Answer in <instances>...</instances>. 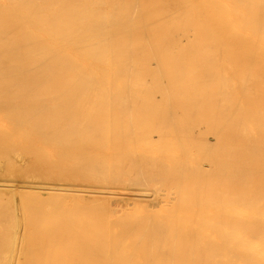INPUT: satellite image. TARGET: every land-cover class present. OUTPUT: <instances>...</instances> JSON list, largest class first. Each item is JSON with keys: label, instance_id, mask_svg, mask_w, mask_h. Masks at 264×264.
I'll list each match as a JSON object with an SVG mask.
<instances>
[{"label": "bare ground", "instance_id": "bare-ground-1", "mask_svg": "<svg viewBox=\"0 0 264 264\" xmlns=\"http://www.w3.org/2000/svg\"><path fill=\"white\" fill-rule=\"evenodd\" d=\"M0 146L167 206L5 208L0 264H264V0H0Z\"/></svg>", "mask_w": 264, "mask_h": 264}, {"label": "rangeland", "instance_id": "rangeland-1", "mask_svg": "<svg viewBox=\"0 0 264 264\" xmlns=\"http://www.w3.org/2000/svg\"><path fill=\"white\" fill-rule=\"evenodd\" d=\"M16 137H17V135H15ZM3 148H1V146H0V150H2ZM26 150V149H25ZM25 150L23 151L22 149L20 150V149H18L17 150V152H16V154H14V152H12V155H13V159H12V161H10V162H8V161H6V158L4 159V157H2L3 159H1L0 158V167H3V169L1 168V173H0V176H2V177H0V205H2V206H0V214H2V216L4 217L3 219L4 220H6L5 218H8V223H9V226H7V222L5 223L1 218H0V220H2L6 225V227H4V224H3V222L2 221H0L2 224H3V226H2V224L0 225V228L2 229V231L3 232H1L0 231V233H2L1 235H0V237L2 238V239H0V241H1V246H0V249H1V247L3 248V249H1V251L0 252H3L4 251V249H5V246H6V244H4V243H8V244H12V241H15V240H12V239H14L13 238V236H15V232H16V229H15V231H14V229L12 228L13 226H11V223L13 222V220H14V222H15V219H16V221L18 222V224L19 223H21L20 224V227H23V225L27 222V219H28V221H30V216L29 217H24V218H19V217H17L18 216V212L20 211V210H18L17 212H16V208L19 206V207H21V205L22 204H24L26 207H27V205L28 206H31L30 205V203H32V204H34V205H36L37 203H39V202H41V204L43 203H46V202H43V201H47L48 200V198L52 201V198H53V200H55V201H57V203L58 204H63L62 205V207L63 208H67L68 207V209H72L71 207L73 206V207H75V206H77V205H81L80 207H81V209L83 210V208H84V210H85V208H86V210H85V213H90V212H88L87 210H89V206L91 205V207H92V209H94L95 208V204H91L92 202H94V203H96L97 204V208L96 209H98V203H99V205H101L100 206V208L102 209V212H103V214L102 215H104L105 213H106V211H105V213H104V210L103 209H107V219L108 220H112V222L113 223H117V221L118 220H120L119 218H123V217H121L122 215H123V212H125V215L129 212V214H127L126 216H127V219H128V217L131 215V217L133 216V214H132V211L133 210H135V208H136V210H135V212H134V216L133 217H135V213L137 214L136 215V217L138 216V215H144L145 213V209H148V211H149V209H150V214H151V211L153 212H155L157 209L159 210V208H158V206H161L162 208L164 207V205H160V201H163V193L161 194V193H159V195L156 193V191H155V194H154V191H152L153 189L152 188H149V189H152V190H146L147 188H137L136 186L135 187H133V186H128L127 184H125V186H120L122 183L120 182V185L118 184V183H114V185L116 186H114L113 185V183H112V185H110V183L107 185V187H103L104 185H99V184H97V182L96 183H94V185L91 183L92 181H94V180H92L91 182L89 181L88 182V180L87 179H85V180H87V182L86 181H83V177H82V175H80V178L82 179V181L79 183V181L77 182V180H78V178H79V174H81V173H79V172H77L76 174H77V179H75L73 182H75V183H71V181H69L68 183H67V181L68 180H64V181H66V182H64L63 180L61 181V182H63V183H61V182H59V181H56V183L54 182V181H52V182H49V181H47V182H39V181H36L35 179H33V178H31V179H26V177L24 176L25 175V172H26V174L28 173H31V172H33V171H35V168L36 167H38V168H40L38 165H36V162L35 161H31V162H29L28 163V158L26 157V156H24V154L23 153H25ZM46 150H48V149H46ZM48 151H50V153H52V149H49ZM26 152H28L27 150H26ZM29 153V152H28ZM26 157V158H25ZM14 161V162H13ZM12 162V163H11ZM35 162V163H34ZM77 162V161H76ZM8 163V164H7ZM9 163H11L10 164V166H9ZM15 163V164H14ZM34 163V164H33ZM73 165H75L74 163H72ZM11 166H15V167H17V168H15V169H18V168H20V171H16L15 169L13 170V168L11 167ZM29 166H30V169H29ZM8 167V169H9V167H10V169H12V170H6V168ZM33 169H32V168ZM26 170H28V171H26ZM42 173H45V171H42ZM12 174V175H11ZM85 174V173H84ZM41 175H43V174H41ZM84 177H85V175H84ZM22 180V181H21ZM32 181V182H31ZM35 181V182H34ZM79 183V184H77V183ZM85 182L86 183H88V184H85ZM65 183H67V184H65ZM89 183H91L92 185H90ZM47 184H53V186L51 187V188H53V191L50 189H45V188H48L49 186L47 185ZM76 184V185H75ZM117 184L120 186V188H119V186H117ZM5 185V186H4ZM13 185V186H12ZM7 186V187H6ZM17 186V187H16ZM94 186V187H93ZM57 187V188H56ZM72 187H73V189H72ZM123 187H125V188H123ZM95 188H97L96 190H97V192H94L93 191V189ZM105 188V189H104ZM133 188V189H132ZM40 189V190H39ZM98 189H100L101 191L99 192V190ZM119 189H121V192L120 191H118ZM92 190V191H91ZM95 190V191H96ZM102 190H104V191H102ZM106 190V191H105ZM123 190V191H122ZM124 190H125V193H124ZM47 191H48V193H47ZM59 193H58V192ZM89 191V192H88ZM108 191V192H107ZM127 191V192H126ZM46 192V193H45ZM119 192V193H118ZM7 193V194H6ZM9 193V194H8ZM139 193V194H138ZM54 196H53V195ZM83 196H82V195ZM85 194H87V195H85ZM126 194V195H125ZM128 194V195H127ZM130 194V195H129ZM152 194H154L153 196H152ZM4 195H6V196H4ZM56 195V196H55ZM60 195V196H59ZM151 195V196H150ZM162 195V196H161ZM23 196H25V198L23 197ZM35 196V197H34ZM62 196H64V197H62ZM71 196H73V197H71ZM78 197L79 198V200H77V198L76 197ZM84 197L83 198V200H81V198L82 197ZM123 196V197H122ZM150 196V197H149ZM159 196V197H158ZM22 197L24 198L23 200H22ZM38 197V198H37ZM67 197V198H66ZM96 197V198H95ZM129 197V198H128ZM162 197V198H161ZM31 198H35V201L33 200L32 201V199ZM41 198V199H40ZM57 198V199H56ZM60 198V199H59ZM62 198V199H61ZM85 198L87 199V200H85ZM92 198V199H91ZM111 198V199H110ZM120 198V199H119ZM152 198V200H150ZM29 199H31V200H29ZM37 199H39V200H37ZM42 199H44V200H42ZM113 199H115V200H113ZM119 199V200H118ZM49 200V201H50ZM60 200V201H59ZM78 201V203H77V201ZM92 200V201H91ZM95 200V201H94ZM103 200V201H102ZM148 200V201H147ZM4 201V202H3ZM22 201H25V202H22ZM30 201V202H29ZM32 201V202H31ZM54 201V202H55ZM68 201V202H67ZM72 201V203H70ZM80 201V202H79ZM85 201V202H84ZM86 201H88V203H86ZM97 201V202H96ZM107 201V202H106ZM130 201V202H129ZM154 203H153V202ZM26 202H28L29 204H27ZM36 202V203H35ZM48 202V201H47ZM53 202V201H52ZM84 203L86 206H87V204H88V206L87 207H85V205L84 204H82V203ZM100 202L102 203V204H100ZM118 202H120V203H118ZM135 202V203H134ZM157 202V203H156ZM19 203V204H18ZM22 203V204H21ZM56 203V202H55ZM118 203V204H117ZM135 205H134V204ZM147 203H148V205H147ZM4 204V205H3ZM27 204V205H26ZM48 203H46V206H45V204H44V206L45 207H43L42 205V208L44 209L45 208V212L44 213H46V212H49V213H52V211H53V215H55L56 216V214H55V212H56V209H60L59 207L60 206H58L57 207V204H55L56 205V209H55V205L52 203V205L54 206V210H53V208H51L50 206H51V204H50V206H48L47 205ZM68 204V205H67ZM75 204H77V205H75ZM105 204V205H104ZM116 204H117V206H116ZM124 204V205H123ZM130 204V205H129ZM132 204V205H131ZM140 204V205H139ZM161 204H164V201H163V203H161ZM7 205H9L10 207L7 209ZM13 205V206H12ZM18 205V206H17ZM34 205H33V207H34ZM38 205V204H37ZM36 205V206H37ZM40 205V204H39ZM38 205V207H40L41 208V206H39ZM72 205V206H71ZM84 207H83V206ZM92 205H95L94 207L92 206ZM119 205V206H118ZM124 206V207H122V206ZM147 205V206H146ZM156 205V206H155ZM158 205V206H157ZM52 206V207H53ZM71 206V207H70ZM116 206V207H115ZM121 206V208H119ZM135 206V207H134ZM144 206V207H143ZM152 206V207H151ZM12 207V208H11ZM16 207V208H15ZM23 207V206H22ZM32 207V206H31ZM37 207V208H38ZM46 207H47V209H46ZM61 207V208H62ZM80 207L78 206V209L76 208V211H78L79 213H81L80 211H81V209H80ZM83 207V208H82ZM112 207H114V208H116V209H113ZM118 207V208H117ZM148 207V208H147ZM150 207V208H149ZM155 207V208H154ZM165 207H167L166 205H165ZM164 207V208H165ZM3 208V209H2ZM6 208V209H5ZM37 208H35L34 210H35V212H36V209ZM41 208V209H42ZM62 208V209H63ZM100 208H99V210H100ZM133 208V209H132ZM4 209L5 210H8V212H9V209H10V211H11V209H12V211L14 210V212L13 213H15L14 214V216L12 215V213L10 212V215H11V217H12V221H11V223H10V221H9V218H11L10 217V215H9V213L6 215L5 213V211H4ZM91 209V208H90ZM95 209V210H96ZM110 209H111V211H110ZM121 209V210H120ZM129 209H131V210H129ZM29 209L27 208V211H28ZM32 210V209H31ZM34 210H33V212H34ZM115 210V211H114ZM119 210H120V213H119ZM162 209H160L159 211H161ZM4 212V215H3V212ZM39 211H41V210H38V213H39ZM67 211V210H66ZM73 211H75V208L73 209ZM97 211V213H98V210H96ZM108 211H110V214H111V216H110V214H109V212ZM114 211V213L112 214L111 212H113ZM118 211V212H117ZM128 211V212H127ZM144 211V212H143ZM159 211H156V212H159ZM2 212V213H1ZM32 212V211H31ZM43 212V211H42ZM41 212V213H42ZM101 211H100V213H102ZM142 212V213H141ZM20 214H22V212L20 211L19 212ZM29 213V212H28ZM37 213V212H36ZM78 213V214H79ZM83 213H84V211H83ZM84 213V214H85ZM100 213H98V216H102ZM119 213V214H118ZM131 213V214H130ZM141 213V214H140ZM146 213H147V211H146ZM149 213V212H148ZM33 215H34V213H32ZM77 214V215H78ZM82 214V213H81ZM81 214H79L80 216H81ZM9 215V217H7ZM28 215H31L30 213L28 214ZM120 217H119V216ZM152 215V214H151ZM25 216V215H24ZM83 216V215H82ZM81 216V217H82ZM105 216V215H104ZM110 216V217H109ZM113 216V217H112ZM117 216L119 217V218H117ZM124 216V215H123ZM125 216V217H126ZM1 217V216H0ZM16 217V218H15ZM87 217V216H86ZM14 218V219H13ZM27 218V219H26ZM77 218H79V217H77ZM83 218V217H82ZM21 219V220H20ZM23 219H26V222H25V220H24V223H23ZM81 219V218H80ZM118 219V220H117ZM125 218H123L122 219V221L124 220ZM79 220V219H78ZM115 220H117V221H115ZM126 220V219H125ZM120 222H121V220H120ZM12 225H13V223H12ZM26 226V224L24 225V227ZM11 227V228H10ZM17 227V226H16ZM5 228H7V230H4ZM9 228H10V230H9ZM15 228V227H14ZM0 229V230H1ZM18 230V229H17ZM6 231V232H5ZM5 232V234L6 235H4L3 233ZM5 236H7V237H5ZM9 236V237H8ZM3 238H5V240L3 239ZM12 238V239H11ZM7 239V240H6ZM5 241V242H4ZM4 246V247H3Z\"/></svg>", "mask_w": 264, "mask_h": 264}]
</instances>
